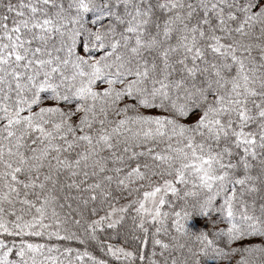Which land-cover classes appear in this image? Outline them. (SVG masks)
Segmentation results:
<instances>
[{
	"label": "snow or ice",
	"instance_id": "obj_1",
	"mask_svg": "<svg viewBox=\"0 0 264 264\" xmlns=\"http://www.w3.org/2000/svg\"><path fill=\"white\" fill-rule=\"evenodd\" d=\"M0 264H264V0H0Z\"/></svg>",
	"mask_w": 264,
	"mask_h": 264
}]
</instances>
